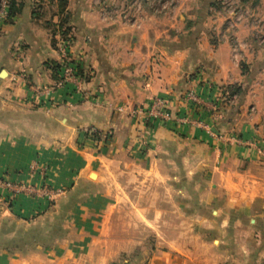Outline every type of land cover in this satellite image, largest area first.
Here are the masks:
<instances>
[{
	"label": "crops",
	"instance_id": "crops-1",
	"mask_svg": "<svg viewBox=\"0 0 264 264\" xmlns=\"http://www.w3.org/2000/svg\"><path fill=\"white\" fill-rule=\"evenodd\" d=\"M239 6L264 20V0ZM222 12L215 0H12L0 179L50 195L0 188V264H264V35L231 32ZM64 37L78 88H54ZM157 98L165 123L132 114Z\"/></svg>",
	"mask_w": 264,
	"mask_h": 264
},
{
	"label": "built area",
	"instance_id": "built-area-1",
	"mask_svg": "<svg viewBox=\"0 0 264 264\" xmlns=\"http://www.w3.org/2000/svg\"><path fill=\"white\" fill-rule=\"evenodd\" d=\"M240 0H221L220 8L221 10H227L230 14L236 17L238 10H241L239 6ZM10 16V5L9 0H0V25H3ZM234 18V19H235ZM73 39L71 37L60 38L57 44V53L59 55L57 78L54 84V88H66L73 87L78 88L81 84V77L79 73V65L74 55L73 50ZM190 98L194 97L192 91L188 93ZM132 114L135 117L139 115H147L146 122L150 124H156L158 122L165 123L170 119V114L168 112V104L164 99L157 98L152 103L145 107H141L132 110ZM84 135L88 139H92L98 142L107 144L111 138L112 134L110 131H102L97 127H87L82 130ZM0 188L7 189L12 192V197L19 193H47L50 195L48 189H43L44 191L37 190L31 185L24 182H14L11 180L0 179Z\"/></svg>",
	"mask_w": 264,
	"mask_h": 264
},
{
	"label": "rangeland",
	"instance_id": "rangeland-1",
	"mask_svg": "<svg viewBox=\"0 0 264 264\" xmlns=\"http://www.w3.org/2000/svg\"><path fill=\"white\" fill-rule=\"evenodd\" d=\"M217 3H219L220 5V1L221 0H215ZM249 4L254 5L256 3V0H249L248 1ZM253 9L250 8V10L248 8H245V10L241 9L238 10V14L236 15V17H239L237 20L236 18L234 19V15L231 14V20L232 23L230 25V31L231 32H237L238 29H250V27H252L253 31L255 33H257V35H264V20L262 18H260V16L256 13H253L252 11ZM222 14L228 16L230 14L229 11L227 10H222ZM252 13V14H251ZM247 19V21H246ZM234 37V36H233ZM263 38V37H262ZM261 38V40H263ZM235 42L238 41V39L236 37H234ZM240 41H238L239 43ZM237 44V43H236ZM240 44V43H239Z\"/></svg>",
	"mask_w": 264,
	"mask_h": 264
},
{
	"label": "trees",
	"instance_id": "trees-1",
	"mask_svg": "<svg viewBox=\"0 0 264 264\" xmlns=\"http://www.w3.org/2000/svg\"><path fill=\"white\" fill-rule=\"evenodd\" d=\"M243 2H248L249 0H242ZM9 5H10V16H9V18L11 17V14H12V0H9ZM58 64L56 65V67H55V73H56V77H57V70H58ZM232 89V93H240L241 92V90H240V88H237V87H235V88H231Z\"/></svg>",
	"mask_w": 264,
	"mask_h": 264
}]
</instances>
